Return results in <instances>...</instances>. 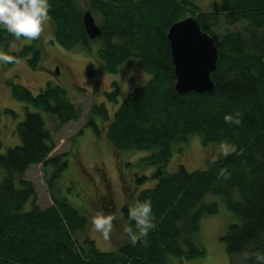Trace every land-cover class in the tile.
I'll list each match as a JSON object with an SVG mask.
<instances>
[{
  "label": "trees",
  "instance_id": "1",
  "mask_svg": "<svg viewBox=\"0 0 264 264\" xmlns=\"http://www.w3.org/2000/svg\"><path fill=\"white\" fill-rule=\"evenodd\" d=\"M48 4L53 41L93 58L90 69L117 76L134 65L150 77L121 103L120 88L113 83L105 97L116 111L110 114L106 103L94 105L85 129L91 128L97 137L107 127L105 139L126 198L115 225L124 230L129 206L150 200L154 227L135 244L126 234L128 241L112 252L101 251L88 236L80 240L77 234L85 233L88 226V218L80 213L83 207L68 204L53 186L71 166L73 153L51 157L53 132L43 115L56 122L58 131L78 122L81 110L71 93L51 82L36 95L10 83L11 95L25 105L26 116L15 130L17 146L3 153L0 139V264H185L206 256L201 229L204 221L219 213V200L238 219L225 227L222 241L227 256L260 264L257 256L264 255V0H221L220 6L207 12L194 0H48ZM86 11L100 24L102 35L96 40H90L84 30ZM190 17L218 50L217 70L212 74L215 88L206 94L175 90L167 34L172 25ZM236 26L240 29L232 30ZM22 39L30 44L10 52ZM0 51L13 57L9 66L27 59L36 70L44 51L42 35L17 39L0 30ZM1 115L0 108V134ZM225 115H231L233 122H226ZM196 137L204 147L229 146L233 152L205 170L190 173L179 166L176 173L168 172L173 147ZM134 156L140 158L132 163ZM36 165L55 167L48 182L53 205L45 209L37 204L33 184L24 180ZM76 166L81 169L79 162ZM96 173L107 188L96 208L116 214L113 201L106 199L111 190L105 172L99 167ZM149 182L153 184L140 189ZM30 201L32 209L26 212Z\"/></svg>",
  "mask_w": 264,
  "mask_h": 264
},
{
  "label": "rangeland",
  "instance_id": "2",
  "mask_svg": "<svg viewBox=\"0 0 264 264\" xmlns=\"http://www.w3.org/2000/svg\"><path fill=\"white\" fill-rule=\"evenodd\" d=\"M194 2L201 10L207 12L220 6L221 0H194ZM239 29L240 26L232 28L234 31ZM41 35L45 53L42 52L38 69L30 68L27 59H18L12 66L0 62V108L2 113L0 139L3 144L2 151L6 153L8 149L20 143L15 130L26 116L25 105L15 100L11 95L10 83L19 84L29 89L34 95L38 94L48 82L61 86L71 93L73 101L81 110V119L78 122H70L56 131V122L43 115L47 128L53 132L55 150L51 157L73 153V156H69L72 160L71 166L54 180V191L57 196H65L68 199V204L73 207L77 209L83 207L80 213L88 218V226L86 232L83 233L85 235L79 233L77 234L78 238L82 240L84 236H88L96 242L101 251L112 252L127 242L128 238L124 230L116 226L114 222L107 239L91 227L90 216L98 211L96 206L107 192L105 184L96 173V169L100 167L105 172L111 190L110 197L106 199L111 198L114 206H116V214H113L116 219L122 215L121 210L126 204V198L124 197L122 180L115 156L105 139L107 127L101 128V135L96 137L94 131L91 128L85 129V126L93 106L102 103L107 104L105 93L111 91L113 83H116L120 88L118 101L121 103L135 87L145 85L150 77L134 65H130L122 75L117 76L104 74L103 71L102 73L99 70H94V68L90 69V65L95 62L93 58H88L83 52L73 53L74 51L66 50L53 41L50 19L44 24ZM29 44V40H17L9 50L12 53H17ZM97 46L99 48V42L95 49ZM90 70L93 73L92 76ZM79 89L86 92L78 93ZM107 108L110 114H113L117 109L110 104H107ZM6 110L13 112L16 116L6 112ZM82 130L83 132L80 134ZM175 147H173V159L167 168L170 173H176L179 166H184L190 173L205 170L209 164L224 159L233 152V148L229 146L204 147L199 137L192 139L187 145ZM139 158V156L131 158L132 163L137 162ZM77 162H79L81 169L77 168ZM54 172L55 167L53 165L48 167L36 165L31 166L24 175V180L33 184L37 204L42 209L53 205L48 182ZM150 184L153 182H149L140 189L148 188ZM212 201L213 199H210L209 203ZM217 203L220 207L219 213L204 221L201 229L200 238L206 250V256L202 259L185 262V264H247L244 258L241 260L235 257L230 260L226 254V244L222 241L225 236V227L227 222L232 224L238 219L231 217L222 200L217 201ZM31 209L32 202L30 201L25 211Z\"/></svg>",
  "mask_w": 264,
  "mask_h": 264
},
{
  "label": "water",
  "instance_id": "3",
  "mask_svg": "<svg viewBox=\"0 0 264 264\" xmlns=\"http://www.w3.org/2000/svg\"><path fill=\"white\" fill-rule=\"evenodd\" d=\"M83 27L90 40H96L102 35L90 11L84 13ZM167 39L175 70V90L180 94L212 92L215 88L212 74L216 72L218 63L214 40L202 31L192 17L172 25Z\"/></svg>",
  "mask_w": 264,
  "mask_h": 264
},
{
  "label": "clouds",
  "instance_id": "4",
  "mask_svg": "<svg viewBox=\"0 0 264 264\" xmlns=\"http://www.w3.org/2000/svg\"><path fill=\"white\" fill-rule=\"evenodd\" d=\"M48 12V0H0V30L17 39H35L40 36L44 24L49 20ZM12 60L13 57L6 51H0V62L10 63ZM224 119L226 122H233L231 115H225ZM235 122L239 123L238 120ZM114 219L112 214L96 211L90 216V224L94 231L107 239L112 231ZM152 221V202L137 200L129 206L128 224L124 227V232L135 244L154 227ZM257 260L264 264V255L257 256Z\"/></svg>",
  "mask_w": 264,
  "mask_h": 264
}]
</instances>
